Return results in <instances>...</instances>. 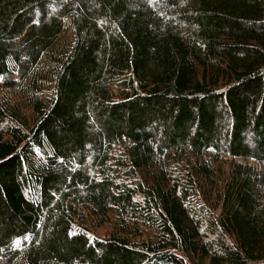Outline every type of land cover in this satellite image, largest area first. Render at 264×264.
<instances>
[{
	"label": "trees",
	"instance_id": "trees-1",
	"mask_svg": "<svg viewBox=\"0 0 264 264\" xmlns=\"http://www.w3.org/2000/svg\"><path fill=\"white\" fill-rule=\"evenodd\" d=\"M0 264H264V0H0Z\"/></svg>",
	"mask_w": 264,
	"mask_h": 264
}]
</instances>
